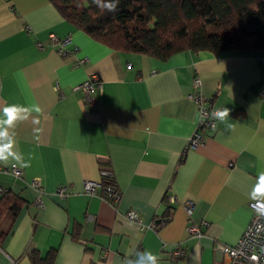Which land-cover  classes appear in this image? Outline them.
I'll use <instances>...</instances> for the list:
<instances>
[{"label": "crops", "instance_id": "crops-1", "mask_svg": "<svg viewBox=\"0 0 264 264\" xmlns=\"http://www.w3.org/2000/svg\"><path fill=\"white\" fill-rule=\"evenodd\" d=\"M51 33L71 37L65 54ZM92 73L101 82L95 107L74 89ZM261 91L264 48L181 50L159 59L92 38L51 0H0V109L41 108L9 130L28 166L0 162V195L23 198L15 217L0 223V264H31L33 250L51 254L49 264H126L145 250L159 264H225L217 244L234 243L246 228L250 194L264 172ZM198 92L229 115L200 128L203 142L191 148L199 115L189 95ZM11 164L22 169L19 177L5 170ZM102 168L113 173L116 203L83 189ZM63 185L60 196L55 189ZM129 210L141 224L126 218Z\"/></svg>", "mask_w": 264, "mask_h": 264}, {"label": "trees", "instance_id": "trees-1", "mask_svg": "<svg viewBox=\"0 0 264 264\" xmlns=\"http://www.w3.org/2000/svg\"><path fill=\"white\" fill-rule=\"evenodd\" d=\"M61 15L111 48L165 59L181 50L219 55L264 48V0H51ZM23 198L0 195V223L14 218ZM4 232L0 231V236ZM31 264H49L30 252Z\"/></svg>", "mask_w": 264, "mask_h": 264}, {"label": "built area", "instance_id": "built-area-1", "mask_svg": "<svg viewBox=\"0 0 264 264\" xmlns=\"http://www.w3.org/2000/svg\"><path fill=\"white\" fill-rule=\"evenodd\" d=\"M50 41L57 45L58 50L62 53H66L65 46L71 42V37L69 35L60 37L54 33L49 35ZM72 51H76L75 49ZM84 57L75 60V64H79L84 61ZM200 79L195 78L193 86L200 88ZM101 87V82L96 74L92 73L88 76L87 79L79 83L75 90H80L86 101H89L92 107H95L96 100L93 97V94L96 91H99ZM261 95H264V91H261ZM189 97L196 102L198 107V127L192 133L188 139V147L196 148L203 142V136L200 131V128H212L216 124V117L214 112L220 111V107L209 108L204 104L200 93L196 95H189ZM15 165V166H13ZM7 172L11 173L15 177H19L22 174V169L16 164H11L5 169ZM99 180H85L83 183V189L87 194H100V196L111 202L116 203L120 198V192L114 182L113 173L111 170L102 168L99 170ZM29 185L37 192V197L35 203L38 205L42 204L41 193L43 191L40 180L37 177H33L29 181ZM1 191V190H0ZM55 192L60 196L66 195V186H58L55 189ZM174 199V196L171 197ZM261 203H264V199L260 200ZM257 201L251 200L248 203V206L251 211V217L246 228L239 236V238L232 244L228 243H218L217 247L222 251L225 256V264H264V215H260L257 211L255 205ZM187 213L192 212L193 202L191 200L185 201ZM127 219L133 220L138 224H141L140 218L137 213L129 210L125 214ZM155 227V225H152ZM188 230L192 233L199 235L198 226L191 224ZM176 256H181L183 254V249L178 248L175 250ZM255 257V259H254Z\"/></svg>", "mask_w": 264, "mask_h": 264}, {"label": "clouds", "instance_id": "clouds-1", "mask_svg": "<svg viewBox=\"0 0 264 264\" xmlns=\"http://www.w3.org/2000/svg\"><path fill=\"white\" fill-rule=\"evenodd\" d=\"M93 2L97 3V0H93ZM117 2L118 0H114L113 3L105 4L104 7L109 11H115ZM32 112L40 113L41 108L38 105L26 108L13 104L0 109V113H2L3 117H6L0 118V162L8 163L11 159L23 167L28 166L22 162L21 155L13 150L16 141L14 134L10 133L9 130L15 127L17 121L28 120ZM228 115L229 110L227 108L214 112V116L220 120H224ZM32 123L38 124L39 120L33 117ZM250 195L252 200L257 201L255 205L257 211L260 215H264V203L260 202L261 199H264V172L260 173L258 182ZM138 255L142 257L140 261H127L126 264H159L158 257L151 251L145 250L143 253H138Z\"/></svg>", "mask_w": 264, "mask_h": 264}]
</instances>
